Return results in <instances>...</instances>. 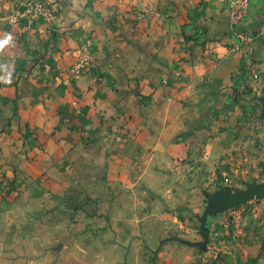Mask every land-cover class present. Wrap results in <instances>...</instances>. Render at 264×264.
<instances>
[{
	"label": "crops",
	"instance_id": "1",
	"mask_svg": "<svg viewBox=\"0 0 264 264\" xmlns=\"http://www.w3.org/2000/svg\"><path fill=\"white\" fill-rule=\"evenodd\" d=\"M232 1L46 0L60 11L56 30L48 33L43 19L31 29L6 24L0 119L9 124L0 133V170L10 175L18 164H34L63 175L57 184L64 178L98 195L95 201L117 205L118 264H151L155 237L195 234L186 232L185 205L242 161L264 168V0H251L237 27L229 21ZM240 31L252 40L244 42ZM87 36L97 62L73 79ZM36 61L49 68L38 70ZM16 134L34 141L25 136L16 152L5 140ZM30 154L41 160L30 163ZM177 205L186 219L174 216ZM22 231L17 222L7 231L0 226V244L5 233L13 241ZM196 255L172 240L158 261L194 264Z\"/></svg>",
	"mask_w": 264,
	"mask_h": 264
},
{
	"label": "rangeland",
	"instance_id": "2",
	"mask_svg": "<svg viewBox=\"0 0 264 264\" xmlns=\"http://www.w3.org/2000/svg\"><path fill=\"white\" fill-rule=\"evenodd\" d=\"M31 4L34 6L29 11ZM40 6L51 10L55 17L37 10ZM59 13L46 0H0V40L6 24L23 22L31 29L38 19H43L47 32L56 30ZM16 33L19 34L16 30L10 31L15 40L14 46L19 41L16 42ZM93 42L92 37L87 36L80 44L71 65L73 79H80L95 67L97 56ZM45 63L36 61L34 64L38 70L44 71L49 68V64ZM78 63H83V66L78 68ZM19 78L24 79L26 75L20 74ZM8 124L0 119V133L8 130ZM25 136L16 134L5 140L16 146L18 152L25 145ZM25 138L29 144L34 141L32 137ZM3 142L4 138L0 139V145ZM31 154L27 156L30 163L41 160L38 154ZM24 155L27 151L21 157ZM18 166L19 169L10 172V175H6V169L0 170V174H5L0 179V226L7 231L12 222H17L24 231L13 235V241L5 233V240L0 244V264H118L121 252L115 249V245H121V242L119 215L114 211L117 205L113 202L103 205L95 201L98 195L73 187L64 178H61L65 181L62 185L57 184L63 175L52 170L39 172L34 164L28 170ZM234 168V171L220 173L222 179L217 181L216 186L202 190L198 202L185 205L186 209L182 211L191 216L189 221L186 220L188 225L183 219L187 216L180 210L183 206L177 205L172 209L178 219L183 215L186 232L192 229L195 234L180 231L155 237L158 246L148 252L149 263L159 264L163 244L177 240L196 251L194 264H264V196L226 205L209 216L205 215L213 196L222 192L243 191L250 183L264 182V168H253L249 160ZM107 187L108 197L113 196V200L118 201L117 194ZM171 221L178 225L177 220ZM108 230L112 233H105ZM251 247H259L258 253L253 254Z\"/></svg>",
	"mask_w": 264,
	"mask_h": 264
},
{
	"label": "water",
	"instance_id": "3",
	"mask_svg": "<svg viewBox=\"0 0 264 264\" xmlns=\"http://www.w3.org/2000/svg\"><path fill=\"white\" fill-rule=\"evenodd\" d=\"M256 196H264V182L250 183L247 188L239 192H222L219 195L211 198V203L208 206L205 215H211L216 209L226 205H236L247 202Z\"/></svg>",
	"mask_w": 264,
	"mask_h": 264
},
{
	"label": "built area",
	"instance_id": "4",
	"mask_svg": "<svg viewBox=\"0 0 264 264\" xmlns=\"http://www.w3.org/2000/svg\"><path fill=\"white\" fill-rule=\"evenodd\" d=\"M250 2L251 0H233L231 2L229 10V21L231 26L237 27L244 22L248 13ZM33 6L34 5L31 4L28 10L31 11V8H33ZM37 10L46 13L49 17H55V14H52L53 12L48 8H43L42 6H40V8ZM239 36L244 42H249L250 40H252L251 36L246 35L244 31H240ZM78 65V68H80L83 66V63H78L76 66Z\"/></svg>",
	"mask_w": 264,
	"mask_h": 264
}]
</instances>
